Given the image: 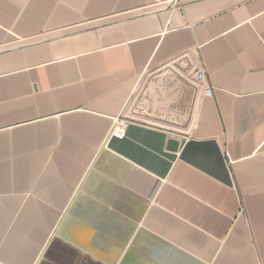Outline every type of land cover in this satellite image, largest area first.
Here are the masks:
<instances>
[{
	"label": "crops",
	"instance_id": "0c3cea01",
	"mask_svg": "<svg viewBox=\"0 0 264 264\" xmlns=\"http://www.w3.org/2000/svg\"><path fill=\"white\" fill-rule=\"evenodd\" d=\"M0 264H264V0H0Z\"/></svg>",
	"mask_w": 264,
	"mask_h": 264
},
{
	"label": "built area",
	"instance_id": "2783aa9c",
	"mask_svg": "<svg viewBox=\"0 0 264 264\" xmlns=\"http://www.w3.org/2000/svg\"><path fill=\"white\" fill-rule=\"evenodd\" d=\"M196 76L198 79H200L203 74L201 72H197ZM207 93H210V89L207 88L206 89ZM125 126H126V121L123 119H119V118H114L113 120V124L109 130V135H115L117 137H123L125 134Z\"/></svg>",
	"mask_w": 264,
	"mask_h": 264
},
{
	"label": "water",
	"instance_id": "95a60500",
	"mask_svg": "<svg viewBox=\"0 0 264 264\" xmlns=\"http://www.w3.org/2000/svg\"><path fill=\"white\" fill-rule=\"evenodd\" d=\"M177 144H178L177 140L170 139L169 142H168V148L174 150V149L177 148Z\"/></svg>",
	"mask_w": 264,
	"mask_h": 264
}]
</instances>
